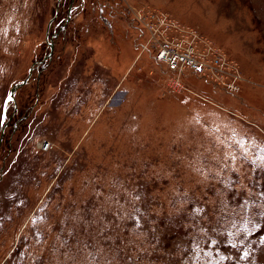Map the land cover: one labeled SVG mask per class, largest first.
<instances>
[{
  "label": "rangeland",
  "instance_id": "1",
  "mask_svg": "<svg viewBox=\"0 0 264 264\" xmlns=\"http://www.w3.org/2000/svg\"><path fill=\"white\" fill-rule=\"evenodd\" d=\"M0 116V264H264V0H0Z\"/></svg>",
  "mask_w": 264,
  "mask_h": 264
},
{
  "label": "built area",
  "instance_id": "2",
  "mask_svg": "<svg viewBox=\"0 0 264 264\" xmlns=\"http://www.w3.org/2000/svg\"><path fill=\"white\" fill-rule=\"evenodd\" d=\"M169 45V44H168ZM167 44H165L164 47H161L159 49V51L156 54V61H162L166 63V65L168 66V68L170 69H174L177 65V62H181L182 59H179L178 55L174 52H172V49L170 47H168ZM197 71H199V68H197ZM48 147V143L45 142L42 144V148L46 149Z\"/></svg>",
  "mask_w": 264,
  "mask_h": 264
},
{
  "label": "flooded vegetation",
  "instance_id": "3",
  "mask_svg": "<svg viewBox=\"0 0 264 264\" xmlns=\"http://www.w3.org/2000/svg\"><path fill=\"white\" fill-rule=\"evenodd\" d=\"M21 118H25V117H19L18 119H21ZM18 119H17V121H18ZM14 129H16L15 127H13V130ZM11 152L10 151H8V153H6L5 155H3V161H2V163H0V179L2 178V175H3V172H4V159L6 158V156L8 155V154H10Z\"/></svg>",
  "mask_w": 264,
  "mask_h": 264
},
{
  "label": "snow or ice",
  "instance_id": "4",
  "mask_svg": "<svg viewBox=\"0 0 264 264\" xmlns=\"http://www.w3.org/2000/svg\"><path fill=\"white\" fill-rule=\"evenodd\" d=\"M12 100V97L11 96H8V97H6V99H5V101H4V103H8V102H10ZM3 117L2 116H0V124H3ZM235 157H233V159H234ZM259 159H262V160H264V157H259ZM137 199H138V197H137ZM137 211H139L138 209H137ZM121 219H123V218H121Z\"/></svg>",
  "mask_w": 264,
  "mask_h": 264
},
{
  "label": "water",
  "instance_id": "5",
  "mask_svg": "<svg viewBox=\"0 0 264 264\" xmlns=\"http://www.w3.org/2000/svg\"><path fill=\"white\" fill-rule=\"evenodd\" d=\"M25 82H26V80L21 81V83H19V84H17V85H14V86L11 88L10 92H9V96L12 97V95H13L15 89H17V88H19L20 86L24 85Z\"/></svg>",
  "mask_w": 264,
  "mask_h": 264
}]
</instances>
